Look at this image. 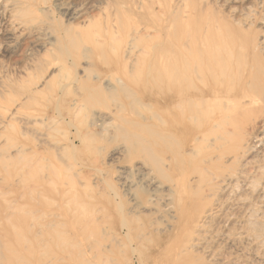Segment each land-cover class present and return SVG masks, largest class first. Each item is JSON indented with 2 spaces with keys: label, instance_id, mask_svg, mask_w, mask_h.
Instances as JSON below:
<instances>
[{
  "label": "rangeland",
  "instance_id": "1",
  "mask_svg": "<svg viewBox=\"0 0 264 264\" xmlns=\"http://www.w3.org/2000/svg\"><path fill=\"white\" fill-rule=\"evenodd\" d=\"M186 43L214 53L211 70L228 65L234 87L209 98L230 105L197 152L156 126L164 59ZM0 147L19 162L15 175L0 169V264H264L234 237L254 226L264 242V0H0ZM152 158L175 165L170 181L187 190L188 218L221 209L208 229L184 222L175 233L166 192L151 204L135 168L158 167ZM234 247L247 257L235 261Z\"/></svg>",
  "mask_w": 264,
  "mask_h": 264
},
{
  "label": "bare ground",
  "instance_id": "2",
  "mask_svg": "<svg viewBox=\"0 0 264 264\" xmlns=\"http://www.w3.org/2000/svg\"><path fill=\"white\" fill-rule=\"evenodd\" d=\"M75 39L76 38H73V41H75ZM126 52H128V51H126ZM129 53H130V50H129ZM212 56L214 57V53H210L204 49H201V47L196 46V44L186 43L185 45H182L180 49H178L176 60L172 61V59L170 58V55H168L166 57V59H164V61L166 60V62L163 63L165 68L162 70V72L160 74V80L164 83V87L161 88V90H162L161 94L162 95L160 94L161 98H162L161 102H162L164 108L162 110L163 113H162L160 119H158L156 121L159 123V124L157 123L158 125H156V126H158L161 130H164L163 134L165 136H168L169 138L178 137L180 135H183L186 138H190L191 142H193V146H194L193 151L194 152L199 151L200 145H202L204 143H208L207 141H210L209 138L212 137L211 134L214 135V133H215V132L212 133L214 131L215 126L216 127L220 126V125H218V122L222 120V117L224 116L223 115L224 111L225 110L227 111L229 109L228 106L230 104H228L227 107H225L226 105L223 106L222 104L220 106L212 105L209 98H211V97L214 99L222 98L226 94H229L230 91L233 90V88H234L230 84V80H229L230 79V76H229L230 67L228 65L218 66L217 68L211 70L210 65H211V63L214 62V59ZM206 58L207 59L212 58L210 60V63H209V66L207 67V69L204 68V60ZM123 76H126L127 79L129 78L128 74H124ZM205 79H209V80L206 81ZM198 82H200L203 85V88L199 87ZM145 91L149 92V90H147V89H145ZM216 104H217V102H216ZM12 128H13L12 137L14 138V143H16V142H18V140H17L18 139V128L15 125L12 126ZM132 134H130V135H132ZM143 134L151 135V131L147 130L146 133L144 132ZM127 136H129V135H127ZM127 136L125 135V137H127ZM129 138H130L131 142L134 143L133 148L135 150H137L140 153H145V154L150 153L151 154L152 149L150 148L149 144L147 143V140L144 137H141L139 134H134V135L130 136ZM16 144H18V143H16ZM5 154H7L5 148L0 147V169H6L8 171L10 170L12 173L14 172L13 174L10 173V176L15 175V173L17 171L16 169H17V166L19 163V162H17V160H18L17 156L10 155L9 157L6 158ZM134 156L137 157V156H139V154L134 152ZM188 161H189V159H188ZM151 162L155 166H158V167H154L151 165L147 166V163L145 162V165L143 164L140 167L135 168V171H136V173H138L139 175L144 177L145 182H146L145 185H147V187L149 186V187L153 188V191L151 194L152 198L150 200L151 204H154L156 202L157 195L160 192H166L168 194L167 195L169 198V200H167V203L169 204L168 214L170 215V218L172 219L173 225L171 224V226L175 228V230H174L175 233H177V231H179L180 226L184 222L187 225V227L185 229H188L189 223H191V222H192L191 223L192 226H194L198 222V225L196 226V227H198V229L199 228L201 230L206 229L207 225L209 224L208 223L209 221L207 222L208 219H210L212 217L217 218L221 215V209L220 210L216 209L214 211L204 210L202 216L198 218L199 220H197V222L192 220V217L188 218L187 217V208H186V204H185L186 197H187V195H186L187 190L184 189L185 187L182 188L183 186L180 187L181 184L178 185V184H176V182H175V184H172L173 182H171L172 180L170 178V174L173 178V175H172L173 170L172 169L175 165L166 170L164 167H159L160 162L157 158H152ZM189 165H191V163ZM176 172H177V170L175 171V173ZM178 173H179V171H178ZM186 176H187V174H186ZM183 177H185V176H183ZM176 178L178 180V177H176ZM242 179H244V178L242 177ZM120 180H121V188L124 190L125 196H128L129 201L134 203L136 208H143L142 205H144V203L140 200L138 195L134 192L135 189H133L132 182H130L129 180H125V178H123V177H121ZM182 180H184V179L182 178ZM182 180H181V182H182ZM243 182L245 183L246 181L243 180ZM244 186H246V184ZM252 186L253 185H251L250 187H252ZM247 187L249 188V186H247ZM2 189H3L2 186H0V199L3 195ZM141 189H142V191H145L143 189V187H141ZM189 193H190V191H189ZM191 195L193 196V194H191ZM191 198H193V197H191ZM228 202L229 201H226L224 204L226 205V204H228ZM240 202H242V200H240ZM243 202H246V201H243ZM193 204H194V202H193ZM238 205H239V203H238ZM251 205L252 204H250V206ZM250 206H249V208H250ZM241 207H243V206H241ZM244 208H246V207H244ZM133 210L131 211V209H130L131 214H134ZM240 210H241V208H240ZM99 213H101V215H103V216H102V220L99 223L97 235H98L100 240H103L104 238L106 239V237L104 235H106V232H107L106 228L104 227L107 225L105 207H102V210H100ZM262 215H263V213H262ZM227 219L229 220V218H227ZM228 220H227V222H228ZM101 226H103V227H101ZM123 227H129V221H128L127 217H125V216H124ZM196 227H194V229ZM253 227L254 226H252V229H249V228L244 229L241 226L240 228L236 229V231H235L236 233L234 232L235 235L234 234L233 235H234V237L237 238V240L239 242H245V241L248 242L247 250H251L253 248H257V250H261L262 253L258 252L256 256L259 260L264 262V242L260 240L261 231H260V229H258L256 227L253 228ZM192 229H193V227H192ZM233 230H235V229H233ZM195 231L193 230V232H195ZM128 232H130V229H128ZM184 233L185 232H183V234ZM193 237H195V236H193ZM193 237L190 236L189 241L191 240V238L194 240ZM202 241H203V239H198L193 244H194V246L199 247V246H202V243H201ZM101 242H105V241H101ZM101 246H102V244H101ZM178 249H182V248L179 247ZM171 250H172V248H171ZM179 251H181V250H179ZM179 251H177V252L179 253ZM180 253L182 254L183 251H181ZM209 255H210L209 256L210 261L216 262L217 258L215 256V254H209ZM247 255L248 254L246 252H242V251L238 250L237 248H235L233 250L232 257L235 261H242L245 259V257H247ZM100 261H101V259H100ZM102 261H104V259ZM106 261H105V263H107ZM113 262H114V259H113ZM100 263L103 264L102 262H100Z\"/></svg>",
  "mask_w": 264,
  "mask_h": 264
}]
</instances>
